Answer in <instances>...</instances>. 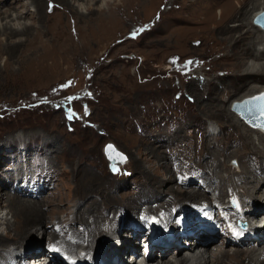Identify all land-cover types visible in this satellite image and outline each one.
Returning a JSON list of instances; mask_svg holds the SVG:
<instances>
[{
	"label": "rangeland",
	"instance_id": "obj_1",
	"mask_svg": "<svg viewBox=\"0 0 264 264\" xmlns=\"http://www.w3.org/2000/svg\"><path fill=\"white\" fill-rule=\"evenodd\" d=\"M58 1L48 0L46 14H62L66 19L65 24L72 25L76 49H72L66 60H60L55 66L53 62L55 60L48 58L44 62L53 68L45 70L38 66V62L35 65L25 64L23 52L15 56L9 52L0 55V167L5 168H0L2 169L0 174L13 173L9 178L0 181V192L12 189L11 185L14 184L16 188L22 186L32 188L34 191H39L40 187L46 185L49 189L47 188V194H44L46 196L43 199L46 197L50 199L47 195L53 193L52 198L63 200L60 205H51L58 211L53 214L56 217L62 214L66 216L74 209L70 207L77 198L73 196L74 186L83 183L82 177L87 173L98 177L100 179L98 184L104 185L106 191L111 189L112 194L114 192L121 196H129L136 192V186L161 185L159 182L166 176L170 178L173 176L171 172L176 168H182V160L187 157L188 166L182 172V178L172 177V182L165 185L174 187L173 193L181 200L190 199L192 196L180 194L175 189L186 187L185 180L188 179L189 170L195 165L199 171L204 168L206 171L209 168L205 167V164L215 163L213 165L217 167L218 163L223 169L224 167L233 169L232 172L235 174L244 172L240 161L247 167L251 164L248 142L236 140V137L231 135L233 128L224 127L230 124L228 119L224 118L219 122L220 117L218 115L211 117L206 113L204 105L212 102L207 99L210 94L213 97H220L216 101L218 105L229 107V100L244 94L247 87L241 88L240 83L244 82L236 72L239 68L235 70L232 67L234 64L229 56L222 61H211L208 58L210 49L206 37L209 35L205 34V30L215 28V25L213 21L204 24L201 6H195V0H164L162 4H156V0H109L115 21L109 29H103V35L100 31L104 26L102 18L105 16L101 11L94 16L102 41L108 42L97 44L98 37L96 43L91 44L90 32L85 30L88 23L81 22L85 37L82 41L88 47L82 46L81 37L75 33L73 18L77 20V15L69 13V17H66ZM189 1L195 3L192 5ZM213 1L216 4L214 17L218 23L222 17L220 9H223L220 8V4L225 0ZM239 1L242 0H233V4L237 6ZM186 28L187 31L184 30ZM180 37L183 39L180 40ZM43 49L47 52L45 46ZM22 61L24 66L21 65ZM204 61L210 64L208 69L212 66L214 69L202 72L201 75L205 77L203 82L193 83L197 75L195 73ZM215 72L219 74V79H213ZM222 73L226 76H222ZM221 82L228 86V90H234V93L229 95L226 92L220 96L218 86ZM206 88L208 92L210 91L208 94ZM233 94L235 96H232ZM210 122L222 125L224 133L221 130L219 134L210 136L207 131ZM176 130L180 133L177 134L179 136H174L176 139L173 137L174 140L172 138L168 140V136H165L168 141L161 139L165 134L173 135ZM208 141L219 145H215L217 152L209 153L212 146H208ZM109 142L126 155L125 163L116 166L107 159L104 148ZM149 143L158 146L160 151L154 149L153 153H161L159 156L166 164L168 163L167 166L170 165L169 170L160 169L155 165L159 162L156 161L157 157L154 158L150 154L148 158L144 147L150 145ZM235 149H238L237 154L234 152ZM231 152L236 155L231 154L233 157L229 155L231 157L228 160L224 159V156ZM217 155L220 157L216 158V161ZM210 158L211 160L214 158L213 162L209 161ZM233 159L239 163L238 167L233 166ZM253 159H258L260 163L263 161L255 156ZM23 165L24 168L20 171ZM257 173L261 174L259 170ZM31 174L36 178L26 182H34L23 185L22 181L31 178ZM16 175L18 177H14ZM231 175H226L224 184L232 183ZM195 177L203 180L199 172L191 175L190 179ZM177 180L181 186L175 183ZM204 183L211 186L212 180L208 178ZM195 184L202 190L201 183ZM55 186L56 190L53 189ZM188 191L190 190H184L186 193ZM97 192L88 195L87 204L77 211L76 218L80 220L81 212L87 210L92 201H102ZM70 193L72 196L68 195ZM242 193L241 195H244ZM149 194L134 193L142 202L156 200V197ZM197 198L201 200L199 196ZM185 201L186 208L189 204V207L200 204L197 199L195 202ZM124 203L121 219L131 217L133 214L136 218L138 209L135 202L129 198ZM263 203L264 198H259L255 208L258 210ZM152 204L155 205L156 202ZM63 206L69 209L60 211ZM48 207L46 205L44 209ZM88 216L86 214V218ZM46 223H49L51 228L56 222L50 218ZM105 230L101 231L99 244L106 241ZM40 231L32 241L39 243L43 241L49 246L48 239L52 238L49 235L43 237ZM12 236L13 238L7 239L8 243L18 241V236L14 233ZM251 246L257 248L253 244ZM170 253L172 251H169L163 260L168 259ZM259 258L264 259V255ZM245 264H249V261L246 260Z\"/></svg>",
	"mask_w": 264,
	"mask_h": 264
},
{
	"label": "bare ground",
	"instance_id": "obj_2",
	"mask_svg": "<svg viewBox=\"0 0 264 264\" xmlns=\"http://www.w3.org/2000/svg\"><path fill=\"white\" fill-rule=\"evenodd\" d=\"M108 1L109 0H59L58 3H60L59 6L61 9L63 7L66 17H69V13H75L77 15V20L73 18V22L76 31L75 33L81 37V42L83 43L82 40L85 38L83 37L84 32L81 27V22H84L88 23V27H86L85 30L90 32L89 37L91 44H95L99 37L97 41L98 44L101 42H108L106 40L102 41L101 35H103V29H109L111 27L110 25L115 21L113 11L111 10L112 6ZM195 1V6H201L200 8L204 15V24L213 21L215 25V28L205 30V34L209 35L206 37L208 38L206 43L209 42L210 49L208 52L210 54L208 58H210L211 61H222L223 58L229 56L232 60V64H234L232 67L235 68V70L239 68L240 71L238 70L236 72L242 77V82L245 83H240L242 85L241 88L247 87L244 94L239 95V97L233 100H229V107L218 105L216 101H218L220 97H213V95L209 94L207 99L212 102L209 105H204V108L207 109L206 113L211 117L218 115L220 117L218 120L219 122H221V119L224 120V118H227L230 124L224 125V127L228 126L233 128L231 135H234L236 140L248 142L250 146L251 164L247 167L246 164L239 160L243 165L242 169L244 171L240 174L233 173L231 167L232 170L227 167H224L223 169L220 164L218 165L217 163L218 170L217 167L213 165L215 163H211L214 158L213 160L210 158L209 161H211V164L204 163L205 167H209L206 171L205 168L204 170L199 171L195 167L196 165L193 166L192 164L193 167L189 170L188 179L185 180L186 187H182L178 180L175 182L177 185L181 186V189H175L176 191L180 194L192 196V198L189 197L190 199L187 198L181 200L175 193H173L174 187H165V185L172 182V177H175L174 179H176L177 177L180 178L183 176L182 172L185 171L188 166L187 157L182 160L181 169L176 168L173 172L170 171L173 176H170V178H167V176L164 179L162 178V182H159L161 185L148 184L139 185L138 187L136 186L137 190L134 193L147 195H150L149 193H151V196L156 197V200L154 201L146 200L142 202V200L137 199L139 197L136 198L135 195L137 194L134 195V193L129 196H121V194H114V192L112 194L111 189L106 191L104 185L98 184L100 180L98 177L94 174L87 173L82 177L84 178L83 183L79 184V186H74L73 196L77 198L72 203L73 205L70 206L74 209L66 216L65 214H62L56 217L53 214L58 211L54 210L51 205H60V202L63 200L61 198H52L54 197L52 195L53 193L47 195L50 199L48 197L43 199V197L46 196L44 194H47L48 186L45 185L40 187L39 191H34L32 188H23L22 186L16 188L14 186L15 184L11 185L12 189L0 192V226L3 228L0 229V243L7 244L4 246L0 245L3 246L0 247V264H14L15 256L12 254L13 252L18 251L17 253L24 254L23 252L27 253L28 250H31L34 247L42 249L39 253V257L40 255L44 257L47 254L50 256L51 253L54 254L56 250L64 252L68 249H73L74 254L78 257L82 254L83 250H90L94 247L97 249L102 236V229H106L104 233L106 240L104 244L106 243V249L100 254L97 264H127L131 262L134 264L136 261L132 257L127 261L125 260L124 250L127 246H132L134 248L138 247L136 241L141 237L139 233L137 232L134 234L130 230H125V226L128 224L129 219H134L135 214L131 217L126 216L122 219L119 217L121 209L125 207V205H123L125 204L124 201L129 198L135 202V206L139 210L143 205L148 204V202L151 204L159 202L160 204L155 207V211L157 212V218L162 226H167L171 223L178 232H180L181 228L198 227L195 234L191 237H183L180 234L179 239L181 240V246L171 247L167 245V243H162L161 248L154 251L150 258H147L150 261L148 264H245L246 260L249 261V264H253V262L254 264H264V259L259 258L261 255H264V224L263 227L253 226L252 230L256 236L253 237V239L246 240L244 243L240 241L234 242V236L230 229L234 227V222L240 217H252L251 221L253 224L257 223L260 218L261 220L264 219V203L258 210L255 208L257 207L255 204L258 199L264 198V133L257 128L249 126L244 119L233 110V108L231 109V106L235 102L241 101L246 97L254 96L260 92H264V30L254 24V18L264 11V0H242L238 2L237 6L233 4V0H225L222 2L223 4H220V8L223 7V9H220V16L222 17L218 23H216L214 17L216 4L213 0ZM47 2L48 0H0V55L9 52L11 55L15 56L19 52H23V61H25V64L35 65V63L38 62V66H41L46 70V68H53L44 62L47 61L48 58L54 59L55 61L53 62L56 66L60 60L67 59L72 52V49H76L73 43L75 40L73 38L71 23H67L66 25V19L63 18L62 14L47 15ZM163 2L164 0H156V4H162ZM189 2L192 4L191 1ZM114 9L115 8H113V10ZM100 11L101 14H104L105 16V18H102L104 26H102V30L100 31V33H102L101 35L98 32V22L96 18H94L95 14ZM191 23L195 24V22ZM69 25L71 29L69 28ZM170 28L172 27L170 26ZM179 28L180 27H178V29ZM184 30L187 31L188 28ZM193 30L191 29V31ZM181 39L183 38L180 37V40ZM43 46L47 48V52H45ZM82 46H86V43H83ZM22 49L24 50L22 51ZM23 61L21 62L22 66L25 65H23ZM207 63V61L201 63V68L196 71L195 74L197 75L195 76L193 83L203 82L205 77L201 75L202 72L206 73L214 69V66L208 69V65L210 64ZM204 65L207 67H204ZM214 74L213 79H219V74H217V72ZM222 76H226V74L222 73ZM207 81L209 80L207 79ZM218 87V93H220V96L226 92L229 95L234 93V90H228V86L223 82H221ZM207 92L208 90L206 88V94L210 91ZM232 96L235 95L233 94ZM221 126L210 122L207 125L209 135L219 134V131L222 130ZM212 131H214V133ZM178 132L179 130H176V133L173 135L165 134L161 139L163 141H168L171 138L174 140L176 139L175 137L179 136L177 135L180 134ZM165 136H168V140ZM217 139L218 137L215 142ZM210 142L208 141V146H212V150H209V153L217 152L215 151L217 149V147H215L217 143L213 144L212 141ZM149 144L150 145H145L144 147L148 158L151 155H153L154 158L157 157L156 161L159 162L155 165L160 169H168V166L170 165L167 166L168 163L166 164L162 157L159 156L161 153H153L155 152L154 149L160 151L157 148L158 146H155L152 143ZM234 152L237 154L238 149H235ZM234 152L225 155L224 159L228 160L231 156L233 157V155H236ZM254 156L263 159L262 163H260L258 159H253ZM218 157H220V155H217L215 159ZM31 160L32 159H30V162H32ZM220 161L222 160L220 159ZM52 162L53 161H51V163ZM233 166L236 167V165ZM23 168L24 165L21 167L20 171H22ZM258 170L261 174L257 173ZM197 172L201 175L203 179L202 181H200L199 177L190 179V176ZM6 173L7 172H2V174H0V181L9 178V176L13 174ZM60 174H62V172ZM229 174H232V183L230 184L229 182L228 184V182H225L224 184V179L226 178V175ZM14 177L18 176L16 175ZM208 178L212 180L211 186L210 184L206 185L204 183ZM196 182L203 185L202 190L195 189L194 186L196 185ZM60 184L61 182L58 186H60ZM163 186L164 188H162ZM165 188L167 189L165 190ZM53 189L56 190L57 187L55 186ZM186 189H189L190 191L187 193L184 192ZM260 189H262V191ZM24 191L27 193H23ZM105 191L106 194L104 195L103 193H105ZM239 191L240 194L241 192L244 193V195H242L243 201L238 200ZM93 192H97L101 196L102 201H92L90 204L88 203V209L85 211L82 210L83 212H81L79 220L75 215L79 209L87 204V197ZM212 193L216 194V196H213V199L219 200L220 203L227 202V206H215L214 208H211L207 205V203L211 201L210 195ZM68 195L72 196L71 193ZM197 196H199L201 200H198ZM227 197H229V200H227ZM196 199L200 204H195L192 207H189V204L188 208H186L184 205L186 204L185 200L195 202ZM46 205L49 207L44 209ZM103 206L105 207L102 209V212H100V209ZM68 209L69 207L65 206L59 210L66 211ZM168 209H170V218H167L163 213V211H167ZM181 213H185V215H182ZM205 213L212 214V217L209 220L210 222L217 221V217L222 225L230 222L231 226L229 227L227 225V227H223L218 236L210 238V241L202 240L200 238V236H202L201 231L204 230V225H207L208 223V220H204L203 218ZM259 213L262 214L259 215ZM86 214L89 215L87 218ZM50 218L53 222H56L53 223L51 228L49 227L50 224L46 223V220ZM126 220H128V222ZM136 220L137 219L135 218L134 221ZM201 220L204 221L198 223V221ZM219 222L217 223L220 225ZM116 227L123 232V235L121 236L122 238L120 239H117L114 236V229ZM110 229H113V231H109ZM39 231L42 233L43 237L49 235L52 238V240L48 239L49 246H46L43 241L40 243L32 241V238L39 234ZM12 233H14L15 236H18V241L16 243H8L7 239L13 238ZM186 240H190L188 245H186ZM197 243L201 245H196ZM252 244L258 249L252 247ZM78 245L81 246L77 248L79 252L75 250ZM23 248H27V250L22 251L24 250ZM196 249L198 251H196ZM138 251L141 252V248H139ZM169 251H172V253L169 254L168 259L163 260V258L168 255L167 253ZM33 253H35V251H33ZM27 256H29L28 253ZM17 259H19V256ZM43 260V263L48 262L46 259ZM49 262H51L50 264H59L58 262Z\"/></svg>",
	"mask_w": 264,
	"mask_h": 264
},
{
	"label": "water",
	"instance_id": "obj_3",
	"mask_svg": "<svg viewBox=\"0 0 264 264\" xmlns=\"http://www.w3.org/2000/svg\"><path fill=\"white\" fill-rule=\"evenodd\" d=\"M254 24L264 30V11L254 18ZM262 94H264V92H260L254 96L246 97L241 101L235 102L233 104V109L240 113L246 121L264 129V116L261 115L264 101L254 99ZM104 151L107 159L114 165L125 163L127 161L126 155L119 151L111 142L106 144Z\"/></svg>",
	"mask_w": 264,
	"mask_h": 264
},
{
	"label": "snow or ice",
	"instance_id": "obj_4",
	"mask_svg": "<svg viewBox=\"0 0 264 264\" xmlns=\"http://www.w3.org/2000/svg\"><path fill=\"white\" fill-rule=\"evenodd\" d=\"M254 99H256V100H260V101H264V94H262V95L259 96V97L254 98ZM261 115L264 116V107H262V109H261ZM125 159H126V158H125Z\"/></svg>",
	"mask_w": 264,
	"mask_h": 264
}]
</instances>
